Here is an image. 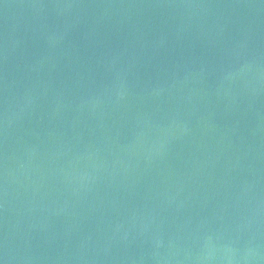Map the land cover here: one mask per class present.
<instances>
[{"label": "water", "instance_id": "95a60500", "mask_svg": "<svg viewBox=\"0 0 264 264\" xmlns=\"http://www.w3.org/2000/svg\"><path fill=\"white\" fill-rule=\"evenodd\" d=\"M0 264H264V0H0Z\"/></svg>", "mask_w": 264, "mask_h": 264}]
</instances>
